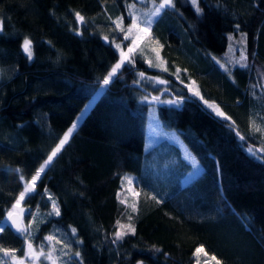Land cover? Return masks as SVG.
Segmentation results:
<instances>
[{
    "label": "trees",
    "instance_id": "obj_1",
    "mask_svg": "<svg viewBox=\"0 0 264 264\" xmlns=\"http://www.w3.org/2000/svg\"><path fill=\"white\" fill-rule=\"evenodd\" d=\"M173 2L153 18L148 39L129 54L131 63L103 85L120 59L116 45L127 52L131 43L113 21L123 17L127 29L130 10L146 11L152 0H0V224L24 183L99 93L22 201L46 216L36 244L59 226L73 235L80 264H205L209 256L215 264H264V131L253 118L264 103V0ZM229 36L246 44V67L230 62L241 46L227 54ZM24 38L32 41L31 59L23 52ZM146 76L166 83L155 86ZM153 109L201 165L191 182L182 181L192 167L178 146L146 148ZM125 176L141 193L135 212L123 189ZM49 194L59 216L49 215ZM117 221L131 223L135 234L115 240ZM23 245V237L5 225L0 247ZM201 245L205 256L195 253Z\"/></svg>",
    "mask_w": 264,
    "mask_h": 264
},
{
    "label": "rangeland",
    "instance_id": "obj_2",
    "mask_svg": "<svg viewBox=\"0 0 264 264\" xmlns=\"http://www.w3.org/2000/svg\"><path fill=\"white\" fill-rule=\"evenodd\" d=\"M157 3H159V2H157ZM152 8H153L152 4H151V6H149L147 8L146 11H144V9H142L140 7H134L133 8L132 11L135 12V19L137 20V23L141 27H144L146 20L150 19L148 13L152 10ZM151 19L153 20V18H151ZM150 25L147 26L148 27V33L147 34L137 33V31L135 29H133V32H132L133 35L130 34V36H129L130 41L132 39H134L137 35L141 36V39L138 41L135 48L137 46H141L148 39L149 34H150ZM240 43H241L240 40L237 38H233L232 40H229V45H231L232 47L233 46H239L240 47L241 46ZM243 44L247 48V46L244 42H243ZM229 45H228V53L227 54L231 53L229 51ZM245 47H243V45L241 46V49H244V52H245ZM240 56H241V52L237 56L233 55L230 60L236 61L237 59L240 58ZM221 64L225 65L224 62H221ZM263 77H264V75H263ZM145 79L148 81L152 80L153 85H155V86L162 84V83H159V81H162V80L157 79V78H150V77L146 76ZM263 80H264V78H263ZM195 92H198L197 87H195V89L194 88L192 89V93L194 94ZM98 94L99 93H97L91 99H89V101L84 105V107L78 113L77 117L75 118V120L73 122V123L77 124V128L80 125V123L83 121L85 116L88 114V112L90 111V109L93 106L96 98L98 97ZM144 100L147 102H151V103H153L155 101L156 104H161V103L176 104V102L174 100H172L171 98H165V99L159 101V100H154L153 98L151 99V98L147 97V99H144ZM208 102L214 103L211 101H208ZM214 104L218 105L217 103H214ZM219 109L223 113H226L223 109H221L220 106H219ZM229 111L231 112V110H229ZM235 112H237V111H235ZM261 115H262V117L264 116V103H261V105L259 106L257 111H255L254 116H253L255 123L259 124L260 128L262 126V128H263L262 131H264V121H258V118L261 117ZM226 116L229 117L228 115H226ZM230 121L233 122V119L231 118ZM72 124H71V126H72ZM259 127L257 126V129ZM162 142H166L167 144H174V145L178 146L181 149L182 157L185 159L186 162H188L191 165V167H192L191 171L188 172L183 177V180H182L183 183H189L192 180L196 179L200 175V173L202 172V167L199 164V162L197 161L196 157L189 150V148L186 146V144L182 141V139L179 137L177 132L174 130L168 129L165 122L160 117L158 111L156 109H153L147 115V119H146V143H145V146H146V148L149 149V148H152L154 146L160 145ZM193 161H195V166L193 164ZM42 175H43V173L41 174V176ZM132 181H133V179H132ZM37 182H36V184H37ZM123 189L126 190V197L130 198L127 201L128 204L133 205L134 202H136L138 200V198L141 197V193L136 189L134 182L132 184H129L125 180V182L123 183ZM135 192H139L140 195L138 197L135 196L134 195ZM20 208L24 210L23 214L21 216L22 223L25 227L28 228V235H30V242L32 243L33 249L35 250V252L38 256L37 259H33V258H32V260H29L28 258L24 259V264H42V261H45L48 264H80V262H81L80 256L76 257L75 256L76 252L72 250L74 237L70 232L68 233V231H66L65 229H63L59 226H56L48 234H46L44 236L42 242L36 244L37 228L40 225V223L45 220L46 216L44 213L40 212L39 210H33L32 211L31 209L25 207L22 204V202H21ZM0 228H3V229L5 228V222L0 224ZM47 236H52L53 239L51 241H47V240H45V237H47ZM41 246H43L44 255L39 254ZM25 248H26V245L24 243V245L21 249H15L16 250L15 255L17 256L18 259L24 257ZM5 249H10V248H5ZM48 254H51V256H52L51 260L45 258ZM199 254H203L205 256L204 251H202ZM0 259H3L4 264H11V261L9 260V258L4 257L3 252H0ZM204 263L205 264H215V260L212 259V256L211 257L209 256V257L205 258ZM140 264H142V263H140Z\"/></svg>",
    "mask_w": 264,
    "mask_h": 264
},
{
    "label": "snow or ice",
    "instance_id": "obj_3",
    "mask_svg": "<svg viewBox=\"0 0 264 264\" xmlns=\"http://www.w3.org/2000/svg\"><path fill=\"white\" fill-rule=\"evenodd\" d=\"M191 2L195 5L196 4V0H191ZM152 4H153V8L152 10L148 13L150 19L146 20L145 22V26L141 27L138 23L137 20L135 19V12L131 11L129 12V15L133 17L131 24L128 26L127 29H125L122 26V21H123V17H118L117 20L113 21V23L116 25V27L123 33H125V35L123 36L124 40H128L130 34H132L133 29H135L137 31V33L140 34H147L148 33V25H150L152 23V19L156 16H158L163 10H165L166 8H174V2L173 0H160L159 3L156 2V0H152ZM134 7L130 6V9ZM197 11H199V8L197 7ZM75 16L77 18V20L80 23H83L85 18L79 13L76 12ZM237 28H239V25H237ZM0 31H3V21L2 19H0ZM246 38V34H241V41H243ZM104 39L107 41L108 37L105 36ZM141 39L140 35H137L134 39L131 40V43L127 46V52H125L122 48L121 45L117 44L116 47L118 49H120V59L119 61L111 67V70L107 73V75L103 78V85H108L112 78L117 75L118 70L122 68V66L124 65L125 61H128L129 63H131V57H130V53H133L135 50V46L137 45L138 41ZM233 37L229 36V40H232ZM22 49L23 52L27 55V57L29 59L32 58V41L29 38H24L23 40V44H22ZM153 51H157L156 49H153ZM229 51H232V46L229 45ZM157 58H159V53L157 51ZM246 60L247 57L244 55V49H241V56L239 58V60L236 61H230L232 63L235 64H239L241 67H246ZM158 66V65H157ZM222 67H224L222 65ZM165 71L167 69H164ZM179 71V70H177ZM225 71H228L227 68H225ZM139 75L141 77H143L145 74L144 73H139ZM159 83H166V81H159ZM195 95L199 96V92H195ZM144 99H147V97H145ZM154 100L158 99L157 97H153ZM200 99L203 100V97H200ZM204 103L207 105L208 108L212 109L215 114L219 117H222L226 120H231V117H227L225 115V113H223L220 109L218 105H215L214 103H209L208 101H204ZM235 122H232V125H234ZM77 128V124L73 123L72 126L70 128H68V130L64 133L63 137L59 140V143L51 150L50 154L47 156V158L44 160L43 164H41L39 166V168L35 171V173L31 176L30 181H27L24 183L23 186V190L19 192L18 197L15 199V203L11 206V209L8 211L7 213V218L9 221H11V225L13 226V228L15 229V231L17 233H19L24 240V243L26 245L25 248V253H24V257L23 258H17V256L15 255L16 250L15 249H5L0 247V252H3L4 257H8L9 260L11 261V264H24V259L26 258H33V259H37L38 256L35 252V250L33 249V245L30 242V235H28V228L25 227L22 223L21 220V216L23 214V209L20 208L21 202L25 199L26 194H31L35 191V187H36V182L39 180V178L41 177V174L44 173L45 169L48 167V165H50L53 161V159L58 155V153L61 152V150L63 149L64 145L67 143V141L69 140V137L71 136V134L73 133V131ZM256 131H261V129H256ZM241 139H244L243 137H240ZM248 151L251 153L253 152L252 148H249ZM193 164L195 166V161H193ZM19 171V170H17ZM20 180L24 181V177L21 175L20 176ZM123 180H126L129 184H132V178L131 177H127L125 176L123 178ZM45 192L47 193V189H45ZM135 196H139L140 193L139 192H135L134 193ZM48 199L51 202V207H52V212L49 213V215H55V216H59L60 215V208L57 204V202L52 198L51 194L48 195ZM152 199L156 200V197L153 196ZM122 202H126V201H122ZM157 203H160L161 201L157 200ZM129 207L132 208V211L135 212L136 206L133 205H129ZM129 221H131L132 217L129 216L128 217ZM117 225H118V230L114 233L115 236V240H120L123 239V237L125 235L130 234H135V227L132 226L131 223L127 224V225H122L120 224L119 221H117ZM4 229L0 228V232H3ZM73 234H75L76 230L73 229L72 230ZM53 239L52 236H47L45 237V240L47 241H51ZM115 240L113 242H115ZM203 251V245L198 246L195 249V253L199 254ZM40 255H44L43 252V246H41L40 249ZM76 257L80 256L79 252L75 253ZM46 259L51 260L52 256L51 254H48L46 257ZM213 260H215V256L212 257ZM0 264H4L3 259H0ZM217 264H219V262L217 261Z\"/></svg>",
    "mask_w": 264,
    "mask_h": 264
},
{
    "label": "water",
    "instance_id": "obj_4",
    "mask_svg": "<svg viewBox=\"0 0 264 264\" xmlns=\"http://www.w3.org/2000/svg\"><path fill=\"white\" fill-rule=\"evenodd\" d=\"M5 224H6V226H8V227H9L14 233L19 234V233H17V232L15 231V229H14L13 226L11 225V221H9L8 218H6V220H5ZM28 259H29V260H32L31 257H29Z\"/></svg>",
    "mask_w": 264,
    "mask_h": 264
}]
</instances>
